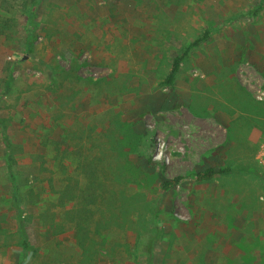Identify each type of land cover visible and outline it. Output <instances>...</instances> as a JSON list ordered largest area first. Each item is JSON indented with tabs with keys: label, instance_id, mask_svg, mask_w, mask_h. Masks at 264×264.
<instances>
[{
	"label": "rangeland",
	"instance_id": "374dc122",
	"mask_svg": "<svg viewBox=\"0 0 264 264\" xmlns=\"http://www.w3.org/2000/svg\"><path fill=\"white\" fill-rule=\"evenodd\" d=\"M32 1L7 0L16 17L0 34V264H147L150 242L152 264H264V0H121L143 29L123 45L87 32L72 41L66 18L46 11L65 0ZM153 10L170 15L153 18L164 31H144ZM130 23L107 34L127 39ZM233 165L251 171L194 176ZM90 172L111 200L95 208L114 217L99 234L90 223L83 250L79 192L62 194Z\"/></svg>",
	"mask_w": 264,
	"mask_h": 264
},
{
	"label": "trees",
	"instance_id": "16d2710c",
	"mask_svg": "<svg viewBox=\"0 0 264 264\" xmlns=\"http://www.w3.org/2000/svg\"><path fill=\"white\" fill-rule=\"evenodd\" d=\"M37 0H33L32 4L36 3ZM7 3V0H0V10L7 9L8 13L12 11L14 14L16 13L14 9L7 8L5 5ZM260 9V8H259ZM254 13H257V10L254 11ZM0 34H3L4 30L9 26H13V22L15 19V15H9L7 17H4L3 14L0 15ZM35 18V13L32 10H29L28 13V19H27V30L29 37L32 36L31 31L33 27V21L32 19ZM5 23H9L8 26L5 25ZM209 35V31L205 30L203 35L197 39H195L193 42L189 43L185 48L182 49V51L176 55L170 65V69L168 73L165 75V77L160 82L161 86H166L169 88H172L174 86V82L176 80V76L180 70L181 63L189 56L190 51L196 47L201 42L207 40ZM32 40H28L27 47L28 51L31 52V44ZM251 171L250 168H247L245 166L241 165H233V166H227V167H209L202 171H198L194 174L195 179L197 181H203V180H210L216 175H226L232 172H249ZM94 173L90 172L89 175H86V182L84 183L83 187L78 190V187L74 184L73 186H70L66 189V191L62 194V198L71 199L72 196H75L74 194L79 192L78 197L80 200V207L76 208L74 212H72L71 217L72 220L75 223L76 230L78 232V240L80 242L81 247L83 250L87 249L88 244H91L93 240L92 237V231L89 228V225L91 222H93L95 232L99 234V229H101V224L104 221H106L107 218L111 217L113 218L114 215L107 216V212L100 209V207H96L97 204L102 203L105 204L107 207L108 204L111 203V200L107 197L106 192H104L102 187V182L98 180V177L96 175H93ZM182 177L178 176L175 177L169 181H164L162 183V188L164 190L171 189L172 187L179 184ZM109 202V203H108ZM97 211V213H96ZM96 213V214H94ZM97 214L99 217H97ZM152 242H150L147 246V264H152ZM23 249L24 254L29 252L30 246L27 240L23 241ZM92 249H90L91 251ZM87 251V250H86ZM89 251V250H88Z\"/></svg>",
	"mask_w": 264,
	"mask_h": 264
},
{
	"label": "crops",
	"instance_id": "0c3cea01",
	"mask_svg": "<svg viewBox=\"0 0 264 264\" xmlns=\"http://www.w3.org/2000/svg\"><path fill=\"white\" fill-rule=\"evenodd\" d=\"M95 1V4L98 6H104L106 5V8H100L94 6L90 8L93 5V2ZM121 1V0H120ZM117 0H111V3L107 0H65L64 3H59V6L56 7L54 5H51V9L46 11H51L55 14H60V16H64L66 18L67 22V31L69 34V37L72 41H76L82 34L89 33V38L91 40H95L99 42L102 38L105 40L109 39L108 37L114 36L115 41H120V43L123 45L125 43H128V39H138L139 37H142L141 34L143 29L142 27H133L135 22L140 23L141 16H138L136 13L133 14L129 10H126V5L122 3V1L117 3ZM53 3V2H52ZM58 2H55L57 4ZM121 5V6H120ZM54 8V10H53ZM263 8H260V12H258V15L262 14ZM162 15L163 20H170L171 17L167 12H157L151 11V18L150 20H147L148 25L146 26V29L144 31L147 32H161L164 31L163 29L159 30L157 27V24H155V17L158 15ZM123 18L126 19V23L129 24V20H131L130 26L127 25V31L131 33V37L123 38L121 34L117 33L115 29H113V32L111 31V34H107L109 32V28L113 24H119L123 22ZM155 18V19H153ZM166 20V21H167ZM167 24V23H166ZM165 24V25H166ZM59 25V24H57ZM53 26V29L55 28V31H59L60 28L58 26ZM167 26V25H166ZM221 27V26H220ZM219 27V28H220ZM121 30H123V27L120 26ZM218 27L211 26V29L209 30L208 39L214 37V33L219 29ZM175 29V27L168 26L166 28V31H171ZM181 29H179L180 31ZM100 32V34H97L96 32ZM105 34V35H104ZM58 36V35H56ZM141 39V38H140ZM159 39H162L160 37ZM91 40L89 42H91ZM109 40L107 44H109ZM76 46H78V43L76 42ZM106 44V45H107ZM164 44V43H163Z\"/></svg>",
	"mask_w": 264,
	"mask_h": 264
},
{
	"label": "built area",
	"instance_id": "2783aa9c",
	"mask_svg": "<svg viewBox=\"0 0 264 264\" xmlns=\"http://www.w3.org/2000/svg\"><path fill=\"white\" fill-rule=\"evenodd\" d=\"M264 98V91L260 92L257 96V100H262ZM256 160L258 161V163L264 167V140L261 143L259 150L257 151L256 154Z\"/></svg>",
	"mask_w": 264,
	"mask_h": 264
}]
</instances>
